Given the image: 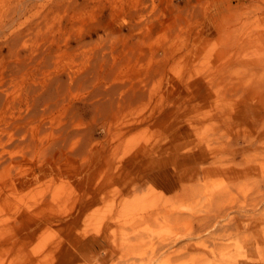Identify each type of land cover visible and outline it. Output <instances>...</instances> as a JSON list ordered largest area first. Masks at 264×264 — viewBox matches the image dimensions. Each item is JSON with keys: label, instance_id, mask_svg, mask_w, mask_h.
<instances>
[{"label": "rangeland", "instance_id": "rangeland-1", "mask_svg": "<svg viewBox=\"0 0 264 264\" xmlns=\"http://www.w3.org/2000/svg\"><path fill=\"white\" fill-rule=\"evenodd\" d=\"M193 4L199 9L188 21L193 30L189 41L185 26L179 43L172 40L175 35H164L155 44L176 50L168 65L180 77L201 80L195 85L193 109L199 121L192 134L164 143L166 116L176 108L170 103L125 136L113 130L104 142L108 156L95 168L83 162L85 155L84 160L83 156L67 160L52 187L43 184L35 191L38 200L50 195L52 207L46 212H53L54 220L40 223L31 241L6 239L0 247V264H264V0H194ZM217 6L223 12H216ZM213 18L222 26L215 35L217 27L211 34L209 25ZM138 69L154 73L149 94L157 95L144 100L152 107L169 81H161L158 60ZM216 69L221 74L212 72ZM146 105L141 102L134 110L127 109L129 117L123 110L125 116L117 112L113 127L138 119ZM254 109L263 118L251 119ZM143 143L152 146L153 153L141 166L156 170L159 162L174 163L180 170L205 166L208 171H197L183 181L164 172L143 184L144 172L137 175L121 168V160L141 150ZM163 150L168 153L156 162ZM7 233L1 228L0 240Z\"/></svg>", "mask_w": 264, "mask_h": 264}, {"label": "bare ground", "instance_id": "bare-ground-1", "mask_svg": "<svg viewBox=\"0 0 264 264\" xmlns=\"http://www.w3.org/2000/svg\"><path fill=\"white\" fill-rule=\"evenodd\" d=\"M193 1L0 0V227L8 232L0 247L7 240L31 241L40 223L54 220L55 214L46 212L52 207L50 195L38 200L36 189L43 184L52 187L67 160L78 156L84 160L85 155L83 162H91L95 168L108 156L104 142L113 130V134L125 136L174 103L176 108L167 114L162 129L164 143L179 142L192 134L199 121L193 109L195 85L201 80L196 83L192 77H180L173 65H168L176 50L155 44H160L164 35H175L172 40L179 43L185 26L190 39L193 30L188 21L199 9ZM215 11L223 12V8L217 6ZM217 20L209 23L211 34L217 27L213 35L222 27ZM153 60L159 61L158 74H162V82L168 79L169 87L165 93L160 89L151 107L149 100H144L157 95L149 94L154 73L144 74L138 68ZM219 71L212 72L217 76ZM184 94L192 95L186 98ZM141 102L151 108L150 113L144 108L138 119L113 127L116 114L123 110L127 116L125 111L134 110ZM261 112L254 109L251 119L263 118ZM152 151V146L143 143L141 150L121 160L120 167L137 175L144 172L140 174L144 175L143 184L164 172L183 181L197 171H208L205 166L180 170L174 163L163 166L159 162L156 170L141 166ZM165 153L168 151L156 155V162ZM175 160L171 161L178 163ZM41 169L45 173L39 175Z\"/></svg>", "mask_w": 264, "mask_h": 264}]
</instances>
